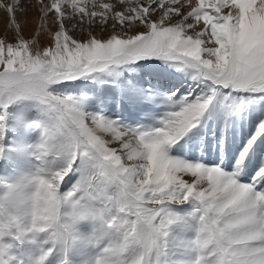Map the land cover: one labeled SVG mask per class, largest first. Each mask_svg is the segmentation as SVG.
I'll use <instances>...</instances> for the list:
<instances>
[{
	"label": "snow or ice",
	"instance_id": "1",
	"mask_svg": "<svg viewBox=\"0 0 264 264\" xmlns=\"http://www.w3.org/2000/svg\"><path fill=\"white\" fill-rule=\"evenodd\" d=\"M0 13V264H264V0H0Z\"/></svg>",
	"mask_w": 264,
	"mask_h": 264
},
{
	"label": "rangeland",
	"instance_id": "2",
	"mask_svg": "<svg viewBox=\"0 0 264 264\" xmlns=\"http://www.w3.org/2000/svg\"><path fill=\"white\" fill-rule=\"evenodd\" d=\"M5 27V17L3 13H0V33L3 32ZM142 63L145 64H156L160 65L159 61H143ZM158 71L164 78V83L166 84L167 88L172 89L175 91L177 88L181 89L182 91H193L194 90V85L191 81H189L184 74L175 72L174 69L168 68L166 65H160ZM131 78L132 75L134 74H126ZM151 79V77H146L143 86L144 87H149L150 85L148 84V80ZM79 85V90H84L88 91L91 93L94 91L98 85L90 84L88 81H80V82H75ZM162 96H166L167 93L164 91V89H161ZM150 111L154 113H163L165 111V105L163 103H158L156 105H153L150 107ZM138 111L136 110H131V109H125L124 111L121 112L120 118L125 120L128 123H131L134 119L138 118ZM254 131V125L249 122L245 127L242 129L240 127H237L235 129V134L231 137L229 140L227 146H226V153L227 155L234 156L240 149V147L243 145L245 142L246 138L249 136L251 132ZM218 154V151L215 147V145H210V151H209V158H215ZM259 164V160L256 157H253L252 159V167L250 169V172L254 174L256 166ZM242 179L245 182H248L250 179L249 176H244Z\"/></svg>",
	"mask_w": 264,
	"mask_h": 264
}]
</instances>
